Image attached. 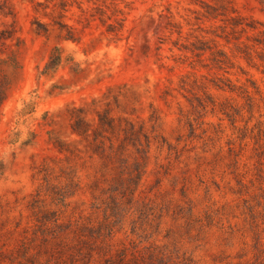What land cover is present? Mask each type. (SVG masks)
<instances>
[{"label": "trees", "instance_id": "trees-1", "mask_svg": "<svg viewBox=\"0 0 264 264\" xmlns=\"http://www.w3.org/2000/svg\"><path fill=\"white\" fill-rule=\"evenodd\" d=\"M258 1L264 6V0ZM199 3L196 22L186 20V25L196 26L193 31L200 33H188L187 42L180 48L195 58L189 64L191 70L181 75L177 87H168L162 96L168 103V97H175L173 90H177L190 105L185 109L177 103L176 143L164 135L165 123L157 106L149 103L147 116H141L145 110L142 94L127 84L108 87L102 95L81 104L70 102L55 111L45 110L40 125L49 127L48 139L58 155L45 158L37 167L39 183L27 204L29 213L26 216L20 213L19 220L15 216L6 218V233L19 244L6 252L0 251V264L6 261L9 264H264V182L253 185L250 162L242 160L241 151L247 144L240 145L238 152L229 146L228 157L221 149L216 158L217 163H225L227 167L222 178L232 175L239 188L247 189L250 183L261 193L258 196L254 191L232 190L243 204L239 210L241 217L235 211L238 206L228 201L219 207L198 210L190 200L191 189L186 183L192 178L190 165L185 164L179 175L170 172L173 166L170 161L167 165L160 163L159 157L165 149L168 159L173 154L181 158L185 152H191L188 141L192 143L195 139L194 117H203L202 112L209 108L212 112L218 110L236 126L237 117L243 118L242 113L224 108L232 96L223 93L233 94L241 88L250 107L259 92L252 79L237 85L227 76L208 78L196 67L199 64L200 68L228 72L236 65L237 58L258 66L256 58L263 55L259 49L264 51V25L258 27L239 15L233 0ZM58 25L66 27L61 22ZM182 30L183 26L177 23L180 39ZM62 39L77 41L70 34ZM64 51L54 46L39 75L53 78L61 67H67L74 76L82 73L84 68L80 63ZM259 59L264 62V58ZM65 84L66 81L53 83L48 95L62 93L67 89ZM34 112L35 102L30 101L24 105L20 117ZM250 113V118L244 121L245 130L250 128L253 112ZM186 125L193 136L190 140L181 133ZM263 129L259 128L262 132ZM15 134L11 143L19 139V133ZM35 137V131L30 130L22 144H32ZM182 142L185 144L180 148ZM196 157L198 174L209 163L202 155ZM226 157L230 158L229 162L224 161ZM152 159L156 171L150 169ZM258 163L264 162L259 159ZM79 168L86 169L84 186ZM153 171L154 185L148 182ZM3 172L4 163L0 160V177ZM259 172L258 180L264 181V168ZM163 175L171 176L170 181L176 182L171 185L172 190L164 186ZM226 184L232 189L231 181ZM83 187L90 195L89 208L84 207L86 202L74 200ZM175 189L181 198L174 194ZM243 196L256 198L249 201ZM131 216L128 228L126 221ZM238 218L241 220L237 222ZM166 219L170 224L162 229L166 231L163 240L154 238L153 222L158 220L157 230H160L164 223L167 225ZM182 231L185 236H181ZM210 236H216V244L222 248L209 254ZM199 242L203 244L198 246ZM187 243L195 244V249L189 250ZM197 247L210 257L209 261L196 253Z\"/></svg>", "mask_w": 264, "mask_h": 264}, {"label": "rangeland", "instance_id": "rangeland-1", "mask_svg": "<svg viewBox=\"0 0 264 264\" xmlns=\"http://www.w3.org/2000/svg\"><path fill=\"white\" fill-rule=\"evenodd\" d=\"M200 1L0 0V160L4 163V172L0 177V251L6 252L19 244L13 236L6 233V218L15 216L19 220L20 213L24 216L29 213L27 204L39 183L37 167L45 158L58 155L48 139L49 127L40 125L45 110L55 111L70 102L81 104L84 100L102 95L108 87L127 84L142 94L145 110L141 116H147L149 103L157 106L165 123L164 135L173 144L176 143L177 132L174 131L178 127L177 103L185 109L190 105L177 90H173L175 97H168V103L164 102L162 96L168 87H177L181 75L191 70L189 64L195 58L180 48L187 42L188 33H200L193 31L196 26L186 25V20L196 22L195 10H200ZM233 4L239 15L258 27L264 25V6L258 0H233ZM59 22L66 27L60 28ZM177 23L183 26L181 39L177 33ZM205 26H209V23ZM66 34L77 41L62 39ZM54 46L64 48L65 55L72 54L84 71L74 76L67 67H61L53 78L39 75ZM259 51L264 55L261 48ZM263 55L259 58H264ZM259 58H256L258 66L248 65L243 59L237 58L236 65L230 67L228 72L200 68L197 64L196 70L208 78L227 76L237 85L245 83L247 78L252 79L259 92L250 107L241 88H237L233 94L223 93L225 96H232L224 108L242 113L243 118L237 117L236 126L231 125L221 112H212L209 108L202 112L203 117H194L195 139L192 143L188 141L191 152H185L181 158H176L173 154L168 159L165 149L159 157L160 163L164 165L171 162L173 166H170V172L179 175L185 164L190 165L192 178L186 182L191 189L189 197L200 211L208 207H219L228 201L238 206L234 207L240 216L239 210L243 208V204L232 190L254 191L258 196L261 194L253 186L264 182L258 180L259 170L264 168V163H258L259 159L264 162V131L259 130L260 127L264 128V62ZM65 81L67 89L60 94L48 95L53 83L64 84ZM213 92L218 93L214 89ZM30 101L35 102V112L20 117L24 105ZM250 112H253L249 121L250 128L245 130L244 121L250 118ZM258 120L262 123L258 124ZM60 121L65 125L63 120ZM30 130L36 133L35 141L24 145L22 141L27 138ZM15 133H19V139L11 143L16 137ZM181 133L184 134V139L188 137L190 140L193 137L187 125L181 128ZM243 143L247 146L241 151L242 160L250 162V174L253 175V185L248 183L247 189L239 188L232 175L222 178V171L227 167H224L225 163L216 161L218 151L222 149L228 157L229 146L238 152ZM184 144L182 142L180 148ZM198 154L204 156L209 164L205 171L196 174L195 159ZM229 159L224 161L229 162ZM154 162L152 159L150 169L156 171ZM79 170L84 186L87 182L86 169ZM163 176L164 186L172 190L171 185L176 182L170 181L171 176ZM228 181H231L232 189L226 184ZM148 182L155 184L154 171ZM174 194L181 198L178 189H175ZM144 195L145 193L142 198ZM89 196L83 187L74 200L86 202L84 207L89 208ZM243 198L253 201L256 196ZM131 218L132 216L128 217L126 221L128 228ZM235 220L238 222L241 219ZM11 221L13 220H9ZM166 221L167 225L164 223L160 230H157L158 220L153 222L151 231L154 238L158 236V239L163 240L166 231L162 229L170 224L168 219ZM181 236H185V231H182ZM210 237L209 254L222 248L217 246L216 236ZM198 244L201 246L203 242ZM186 246L189 250L195 249V244L187 243ZM200 251L197 247L196 253L204 255L209 261L210 257ZM5 256L8 257L9 252ZM9 263L6 261V264Z\"/></svg>", "mask_w": 264, "mask_h": 264}]
</instances>
